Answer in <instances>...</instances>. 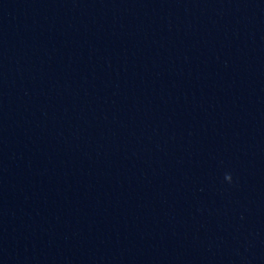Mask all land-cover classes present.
Masks as SVG:
<instances>
[{
  "label": "clouds",
  "instance_id": "obj_1",
  "mask_svg": "<svg viewBox=\"0 0 264 264\" xmlns=\"http://www.w3.org/2000/svg\"><path fill=\"white\" fill-rule=\"evenodd\" d=\"M225 179L228 180L229 182H231L232 177H231V175H226V176H225Z\"/></svg>",
  "mask_w": 264,
  "mask_h": 264
}]
</instances>
